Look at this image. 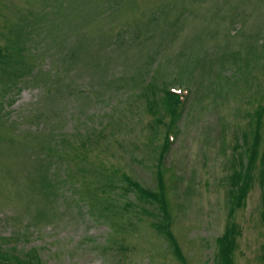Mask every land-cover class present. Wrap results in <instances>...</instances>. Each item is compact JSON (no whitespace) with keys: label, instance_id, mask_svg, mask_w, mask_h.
Here are the masks:
<instances>
[{"label":"rangeland","instance_id":"374dc122","mask_svg":"<svg viewBox=\"0 0 264 264\" xmlns=\"http://www.w3.org/2000/svg\"><path fill=\"white\" fill-rule=\"evenodd\" d=\"M45 14H56L53 26L38 22L37 48L27 42L33 74L0 76V254L218 264V239L232 226V263L264 264V110L255 113L264 108V0H0V46ZM78 39L80 55L68 58ZM165 85L186 94L181 116L165 105ZM255 131L253 180L236 205ZM156 166L173 240L124 182L155 190Z\"/></svg>","mask_w":264,"mask_h":264},{"label":"trees","instance_id":"16d2710c","mask_svg":"<svg viewBox=\"0 0 264 264\" xmlns=\"http://www.w3.org/2000/svg\"><path fill=\"white\" fill-rule=\"evenodd\" d=\"M76 3H73V8H77L78 6H75ZM55 17H50L48 18V15L45 14L41 17V15L37 18L35 15L25 18V26L30 23L31 27H27L28 31L25 29H22L20 31L17 32V28L15 30H11V34L10 36L6 39L4 46L1 47L0 46V76L2 74L7 73L6 75H8V77H12V79L15 77L16 79L21 77V79H25L27 77H30L33 74L34 71V64L30 63L29 61V55H28V40L30 39L31 41V48L33 50H35L37 48V44H35L32 39H31V34L30 32H34L36 35L39 34V32L37 31L38 28L36 27V24L39 22L41 23L42 21H46L48 23H51L52 26L56 20V14H54ZM62 17V15H61ZM28 21V23H27ZM17 32V33H16ZM14 34L13 37H11V35ZM83 49V43L81 42L80 39H78L73 45L72 47L66 52L64 53V55H67L68 58H75L78 54L80 55L81 50ZM79 58V57H78ZM20 72V73H19ZM17 73H19V75H17ZM241 77V76H240ZM11 79V80H12ZM20 79V80H21ZM19 80V81H20ZM163 100L165 105L167 106L169 112H171V114L173 115H177L179 110L182 108L183 105V101L181 100L179 95H176L174 93L171 92H166V94H163ZM262 110H264L263 106L258 107V109L255 111V113L257 114V112H262ZM260 115V114H259ZM258 115V117H259ZM35 119H38L37 117H35ZM167 127V126H166ZM258 141V136H257V131L254 132L253 135V142L250 146V153H249V158L247 163L244 165L245 167V171L247 172L244 176V178H242V181L240 183V185H238L237 188V194L235 193V191H233L232 195L233 197H235V194L237 196L236 198V205L237 204H242L243 199L246 196V189L249 187L250 185V181L253 180V177L250 174V171L253 168V162L257 159V147L259 145ZM87 141L82 140L80 142V145L82 147H86L87 146ZM69 145H71V143L69 142ZM169 143H168V139L165 135V141L164 143H162L161 146V153L159 156V161L161 159V156L166 153L169 149ZM73 150L75 151L76 154H78L77 148L73 147ZM260 164L264 165V152L262 154H260ZM50 164L51 162L49 161L48 163V170L50 168ZM43 165H41L42 170H47L46 167H42ZM264 170L260 169L259 171H257L258 173V178H259V183L260 186H263V182H264V175H263ZM63 173V172H61ZM60 165L57 162L56 166H55V174L58 176V182L62 183L64 185H67L68 182H64V180H67V178L65 177H60ZM126 180L124 182L127 183V189L130 190H134L135 194L138 196V199L140 200H147L150 202V204H152L153 206H155L159 212V214H163L165 215V212L167 210V196L165 194V192L163 190H159V191H150L147 190L145 188H142L141 186H139L137 183L133 182L131 180L130 176L126 175ZM241 179V174L240 173H235L233 175V179H232V184L234 186L237 185V183L239 182V180ZM158 181L159 184H162V178H161V174L158 175ZM46 183L45 188H49L51 187V183ZM261 214L260 217L264 220V198L261 201ZM166 220L163 223L168 222V231L166 232V234L168 235V238L170 240H173V237L170 233V229H169V225L171 222L170 217H169V211L166 213L165 215ZM234 235H235V229L234 227H230L226 234L218 239L219 243H220V263L218 264H233L231 259H230V255L234 249ZM176 253L177 255H179V252L176 248ZM2 254H5V252H2ZM13 257H8L6 255H1L0 254V264H42V262L36 257V256H31V255H26V259L27 260H19L17 259L16 255L11 254ZM29 260V261H28Z\"/></svg>","mask_w":264,"mask_h":264}]
</instances>
